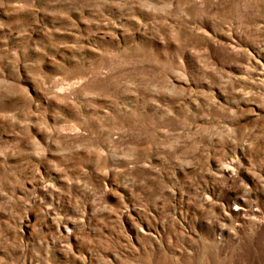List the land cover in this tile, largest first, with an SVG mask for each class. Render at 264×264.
Listing matches in <instances>:
<instances>
[{"label":"rangeland","instance_id":"374dc122","mask_svg":"<svg viewBox=\"0 0 264 264\" xmlns=\"http://www.w3.org/2000/svg\"><path fill=\"white\" fill-rule=\"evenodd\" d=\"M0 264H264V0H0Z\"/></svg>","mask_w":264,"mask_h":264}]
</instances>
